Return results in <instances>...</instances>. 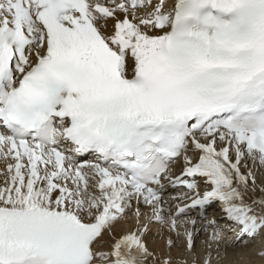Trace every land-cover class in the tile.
<instances>
[{"label":"snow or ice","instance_id":"obj_1","mask_svg":"<svg viewBox=\"0 0 264 264\" xmlns=\"http://www.w3.org/2000/svg\"><path fill=\"white\" fill-rule=\"evenodd\" d=\"M257 239L264 0H0V264H220Z\"/></svg>","mask_w":264,"mask_h":264},{"label":"bare ground","instance_id":"obj_2","mask_svg":"<svg viewBox=\"0 0 264 264\" xmlns=\"http://www.w3.org/2000/svg\"><path fill=\"white\" fill-rule=\"evenodd\" d=\"M151 243V240H150ZM163 245V241H159ZM200 246L197 245V248ZM260 247L259 239L250 241L246 246L236 245L227 249V255L223 257L220 264H264V259L255 254V249ZM242 254L245 259H240Z\"/></svg>","mask_w":264,"mask_h":264}]
</instances>
